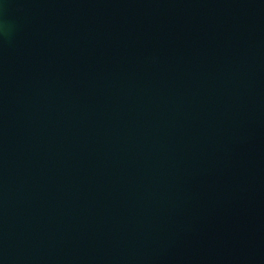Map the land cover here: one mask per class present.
Segmentation results:
<instances>
[{
  "label": "water",
  "instance_id": "1",
  "mask_svg": "<svg viewBox=\"0 0 264 264\" xmlns=\"http://www.w3.org/2000/svg\"><path fill=\"white\" fill-rule=\"evenodd\" d=\"M0 26V264H264V0Z\"/></svg>",
  "mask_w": 264,
  "mask_h": 264
},
{
  "label": "clouds",
  "instance_id": "2",
  "mask_svg": "<svg viewBox=\"0 0 264 264\" xmlns=\"http://www.w3.org/2000/svg\"><path fill=\"white\" fill-rule=\"evenodd\" d=\"M0 3H2V0H0ZM0 30H2V26H0Z\"/></svg>",
  "mask_w": 264,
  "mask_h": 264
}]
</instances>
